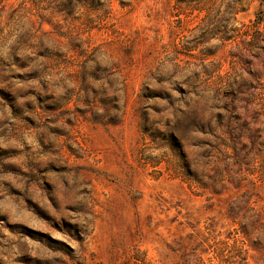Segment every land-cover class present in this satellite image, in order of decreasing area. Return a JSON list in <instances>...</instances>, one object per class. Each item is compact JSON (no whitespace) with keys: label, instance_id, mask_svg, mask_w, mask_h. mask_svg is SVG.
Segmentation results:
<instances>
[{"label":"rangeland","instance_id":"rangeland-1","mask_svg":"<svg viewBox=\"0 0 264 264\" xmlns=\"http://www.w3.org/2000/svg\"><path fill=\"white\" fill-rule=\"evenodd\" d=\"M0 264H264V0H0Z\"/></svg>","mask_w":264,"mask_h":264}]
</instances>
